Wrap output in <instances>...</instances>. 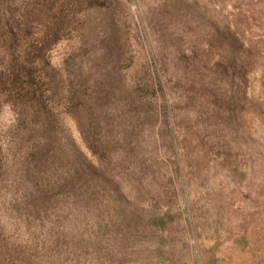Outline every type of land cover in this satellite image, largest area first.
Listing matches in <instances>:
<instances>
[{"label":"rangeland","instance_id":"obj_1","mask_svg":"<svg viewBox=\"0 0 264 264\" xmlns=\"http://www.w3.org/2000/svg\"><path fill=\"white\" fill-rule=\"evenodd\" d=\"M0 264H264V0H0Z\"/></svg>","mask_w":264,"mask_h":264}]
</instances>
